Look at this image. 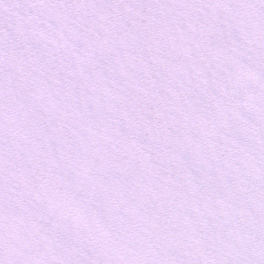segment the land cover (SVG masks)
<instances>
[{"label":"snow or ice","instance_id":"1","mask_svg":"<svg viewBox=\"0 0 264 264\" xmlns=\"http://www.w3.org/2000/svg\"><path fill=\"white\" fill-rule=\"evenodd\" d=\"M0 264H264V0H0Z\"/></svg>","mask_w":264,"mask_h":264}]
</instances>
